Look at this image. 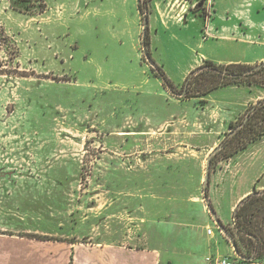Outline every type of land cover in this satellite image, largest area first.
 I'll use <instances>...</instances> for the list:
<instances>
[{"label": "rangeland", "instance_id": "374dc122", "mask_svg": "<svg viewBox=\"0 0 264 264\" xmlns=\"http://www.w3.org/2000/svg\"><path fill=\"white\" fill-rule=\"evenodd\" d=\"M211 1L219 31L200 48L198 21L170 20L166 30L157 16L165 17L162 8L169 4L170 16L176 12L180 23L194 5L205 7L208 16L207 0H149L147 10L142 0H0V191L51 170L63 182L68 204L63 221L74 228L64 235L134 244L153 237L165 249L172 226L147 225L144 212L133 209L134 186H125L137 179L135 169H143L146 178L147 167L165 159L180 163L183 171L174 173L175 187H159V201L173 188L186 201L199 185V198L193 199L209 211L202 182L207 158L231 128L219 123L206 98L184 99L185 80L197 68L186 72L204 54L221 65L264 57V47L242 43L236 33L247 20L240 12L264 0ZM146 13L148 53L157 67L165 65L176 94L147 61ZM251 14L256 22L264 20L262 8ZM225 154L213 169L225 162ZM188 206L176 205L177 220L180 210L199 217L201 209Z\"/></svg>", "mask_w": 264, "mask_h": 264}, {"label": "crops", "instance_id": "0c3cea01", "mask_svg": "<svg viewBox=\"0 0 264 264\" xmlns=\"http://www.w3.org/2000/svg\"><path fill=\"white\" fill-rule=\"evenodd\" d=\"M207 3L210 12L208 16L200 17V13L195 15L188 11L183 13V21L180 23L176 12L170 16L169 4L167 9L162 8L165 17L161 15L157 16V19L166 30L169 29L167 25L171 24L170 20H173V25L188 24V20L198 21L202 27V39L199 43L202 48L204 42L216 38V32L219 31L218 26L213 24L214 5L211 0H207ZM249 5L245 12H240L241 17H247V20L240 23V29L238 28L236 33H240L239 40L242 43L264 47V20L256 22L252 19L253 16L249 17L250 10L251 15L255 9L257 13H261L264 5ZM159 12L161 13L160 9ZM221 37L228 41L233 39L226 35ZM206 61H212V58L204 54L186 73L201 67ZM240 61H228L224 65L235 62L233 64L256 66L264 63V57ZM162 67L165 69L164 64ZM263 99L264 89L244 86L220 89L206 97L211 108L218 111L221 125H231L251 105H256ZM227 111L230 112L229 115ZM137 134L142 133L131 135ZM164 161L148 166L150 175L146 174V178L143 169H135L137 179L125 186H134L133 209L136 212H144V222L147 225L152 224L156 228L163 223L175 226L166 234L168 244L165 249L152 237L153 234L145 244H134L130 241H78L76 232L64 235V230L73 231L74 228L67 227L63 221L68 204L64 198L61 176L57 179L49 170L42 179L32 180L29 176L24 177L14 186L4 185L5 191H0V264H207L208 256L231 255L234 247L229 239L221 232L210 211L205 210L200 200L193 199L194 196L199 198V185L194 196H189L186 201L176 198L174 188L164 201H159V187H175L179 183L174 182V173L180 174L179 172L183 171L180 163ZM213 167L211 166L207 190L206 169L202 180L206 203L208 201L214 209L220 225L233 226L234 212L242 201L255 191H264V139L220 163L216 169ZM177 204L198 207L201 209L199 217L180 210L181 219L177 220ZM226 210L229 212L228 218L225 217ZM209 230H212V234L208 233ZM26 235L49 237V240L30 238ZM247 264H264V260H252Z\"/></svg>", "mask_w": 264, "mask_h": 264}, {"label": "trees", "instance_id": "16d2710c", "mask_svg": "<svg viewBox=\"0 0 264 264\" xmlns=\"http://www.w3.org/2000/svg\"><path fill=\"white\" fill-rule=\"evenodd\" d=\"M148 1L142 0L144 7ZM196 8L192 11L195 15L200 13V17L206 16L205 7L198 4ZM144 43L149 52V37L146 36ZM192 73L194 74L192 75ZM192 73L185 80L182 96L188 100L197 99L201 103H205L204 99L214 91L227 87L244 86L264 89V63L249 66L246 64L221 65L206 61ZM157 75L164 85L176 94V86L168 78L162 67H158ZM247 114L249 117L245 121ZM240 124H243L242 128L231 136V132ZM230 128L231 132L223 143L222 150L212 159V164L222 153L226 152L225 159L228 160L244 152L252 144L264 139V99L257 102L256 105H251L245 116L231 123ZM262 224L264 226V191H255L246 197L235 210L233 226H224L236 241L237 254L246 261L249 259L264 260ZM26 237L49 240L47 237L37 235H26Z\"/></svg>", "mask_w": 264, "mask_h": 264}, {"label": "water", "instance_id": "95a60500", "mask_svg": "<svg viewBox=\"0 0 264 264\" xmlns=\"http://www.w3.org/2000/svg\"><path fill=\"white\" fill-rule=\"evenodd\" d=\"M148 9L147 5H146V10ZM148 25H149V15L148 13H146V16L144 18V40L146 38L147 35V30H148ZM145 45V43H144ZM145 55L147 58V61L150 63V65L154 68V69H158L156 63L151 59L150 54L147 51V47L145 45ZM259 68V67H258ZM194 73H192L193 75ZM249 114L246 115V119L245 121L248 119ZM243 124H240L233 132H231V136L234 135L237 130H239L240 128H242ZM223 148V144L219 145L218 147H216L212 153L209 155L208 159H207V164H206V178H205V190H207L208 185H209V180H210V173H211V166H212V159L214 158V156ZM240 206V205H239ZM207 207L211 213V215L213 216V218L215 219L216 223L219 225V229L221 230V232L229 239V241L231 242V244L234 247V250L237 252V245H236V241L234 240V238L229 234V232L227 231V229L223 226L220 225L219 220H217V216L216 213L214 211V209L212 208V206L210 205V203L207 201Z\"/></svg>", "mask_w": 264, "mask_h": 264}, {"label": "built area", "instance_id": "2783aa9c", "mask_svg": "<svg viewBox=\"0 0 264 264\" xmlns=\"http://www.w3.org/2000/svg\"><path fill=\"white\" fill-rule=\"evenodd\" d=\"M196 6L194 5L193 7L196 8ZM208 233L212 234V230H209ZM206 262L207 264H247L252 262V259L246 261L233 250V253L227 256H208Z\"/></svg>", "mask_w": 264, "mask_h": 264}]
</instances>
